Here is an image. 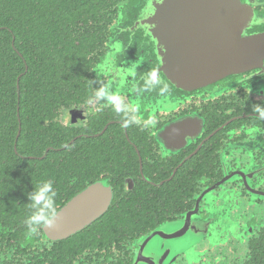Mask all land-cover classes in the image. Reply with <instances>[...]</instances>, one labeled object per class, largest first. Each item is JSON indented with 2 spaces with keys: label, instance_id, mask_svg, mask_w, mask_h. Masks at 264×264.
Instances as JSON below:
<instances>
[{
  "label": "flooded vegetation",
  "instance_id": "obj_1",
  "mask_svg": "<svg viewBox=\"0 0 264 264\" xmlns=\"http://www.w3.org/2000/svg\"><path fill=\"white\" fill-rule=\"evenodd\" d=\"M240 1L251 14L244 37H264V22H257L264 18V0ZM135 10L132 6L128 14ZM130 15L122 19L126 30L116 31L126 41H97L102 45L94 49L90 84L68 93L66 102L59 94L64 102L44 118L42 140L29 142L26 154L18 150L20 124L13 152L32 162L35 173L18 188L0 182V264H135L147 237L188 216L187 234L196 241L192 254L175 256L171 240L157 237L140 264H264V118L253 111L254 105L264 108V48L258 46L255 60L244 68L221 70L217 77L206 72L181 83L166 76L162 59L175 62L182 45L151 41L141 27L133 34L127 29ZM221 19L224 24L219 13L204 17L190 29L191 62L202 60L203 53L221 58ZM153 72L163 84L149 83ZM164 85L167 91L161 93ZM105 86L135 110L116 113L106 98L95 100L94 91ZM125 119L133 122L125 126ZM55 139V146L48 144ZM83 139L93 142V150H81ZM70 147L73 167L63 165ZM89 153L103 165L99 173L81 172V154ZM47 180L57 192V214L98 182L112 188L111 205L74 233L62 223L61 231L42 227L28 236L24 221L34 211L28 194ZM125 220L132 225L122 224Z\"/></svg>",
  "mask_w": 264,
  "mask_h": 264
},
{
  "label": "trees",
  "instance_id": "obj_2",
  "mask_svg": "<svg viewBox=\"0 0 264 264\" xmlns=\"http://www.w3.org/2000/svg\"><path fill=\"white\" fill-rule=\"evenodd\" d=\"M132 6L136 10L131 16ZM143 7V0H0V182L18 188L32 180V162L17 159L13 152L20 124L18 150L26 154L29 142H41L44 118H51L64 102L59 94L66 102L68 93L90 84L94 49L102 45L97 41H111L122 19H136ZM80 142L81 150H93L92 141ZM56 143L48 140L49 145ZM69 150L63 165L73 167V148ZM95 161L90 153L81 154V172L88 168L99 173L103 165Z\"/></svg>",
  "mask_w": 264,
  "mask_h": 264
},
{
  "label": "water",
  "instance_id": "obj_3",
  "mask_svg": "<svg viewBox=\"0 0 264 264\" xmlns=\"http://www.w3.org/2000/svg\"><path fill=\"white\" fill-rule=\"evenodd\" d=\"M158 1L147 0L144 11L140 14L142 18L139 20H137V18L133 19L132 22L127 25V29L133 34H136V29L141 27L146 31L151 41H160L161 44L163 41H165V43L167 41H179L184 50L180 52L175 62L173 59H162L163 69L167 71L166 76L170 79L175 78L181 83H184L206 72H208L209 77H211V75L217 77L218 72L221 70L228 71L244 68L247 63L255 60L252 56L257 54L256 48L258 46L264 48V41H259L260 38H264L262 35L255 37H244L243 35L250 26L251 14H249L247 10L250 6L243 4L240 0ZM217 13H219L221 17L224 16V24L222 19L220 22V25H223L225 39V42L221 45V58L217 59L212 57L211 54L203 53L205 56L202 60L191 62L188 59V55L190 54L189 49L192 44L191 41H187V39L191 35V30L194 31L195 22H200L201 26L204 17L210 18L211 15H217ZM194 16L199 17L195 19ZM117 29L122 33V31L126 30V27L121 24L117 26ZM205 29L206 26H204V30ZM120 35L121 34H115L111 41H126L123 35L121 40ZM213 54V56H215V53ZM173 69L177 72H182V74H172ZM194 72L195 74L188 75ZM112 199L113 192L110 186L102 182L95 183L82 191L65 206L55 217L53 225L46 230H54L55 232L61 231L60 226H62V223L65 229L69 230L67 233H74L81 230L104 215L109 209ZM194 228L195 227L192 229ZM169 229L173 230L170 231ZM190 229L191 220L189 216L186 218L185 222L171 223L162 226L146 238L135 259V264H140L143 261V251L149 243L150 245L153 243L152 246L155 247V238L160 237L162 240L179 239L186 236ZM165 230L169 233H166ZM178 254L179 252L175 253L173 251V255L176 256ZM144 262L148 263V260ZM152 264L155 263L153 262Z\"/></svg>",
  "mask_w": 264,
  "mask_h": 264
},
{
  "label": "clouds",
  "instance_id": "obj_4",
  "mask_svg": "<svg viewBox=\"0 0 264 264\" xmlns=\"http://www.w3.org/2000/svg\"><path fill=\"white\" fill-rule=\"evenodd\" d=\"M258 23L264 22V18H260L257 21ZM148 81L151 84H156L157 86L163 84V82L157 77L156 73L148 74ZM161 93L167 91V85H164L160 88ZM106 98L110 105H112L116 113L128 114L130 111H134V108H131L129 105L124 103L123 97L118 94H110L109 87H101L98 90L94 91V99L100 100ZM88 103H93V100L90 99ZM253 111L259 114V117L264 118V108L260 105H254ZM129 121L125 119L124 124L128 126ZM57 192L53 186L52 180H47L39 184L34 190L28 194V199L30 201L29 206L34 211L30 216L24 221L28 236L35 235L39 230L43 228H50L53 225L54 219L57 215L55 211V198Z\"/></svg>",
  "mask_w": 264,
  "mask_h": 264
},
{
  "label": "rangeland",
  "instance_id": "obj_5",
  "mask_svg": "<svg viewBox=\"0 0 264 264\" xmlns=\"http://www.w3.org/2000/svg\"><path fill=\"white\" fill-rule=\"evenodd\" d=\"M175 229V228H174ZM172 231L173 229H169ZM196 241L194 237L191 235V233L187 234L186 236L179 238V239H173L171 241H168V244L174 249V252L177 253H187L189 256L192 254L191 251H193V247L195 245ZM153 243L150 245L152 246Z\"/></svg>",
  "mask_w": 264,
  "mask_h": 264
}]
</instances>
